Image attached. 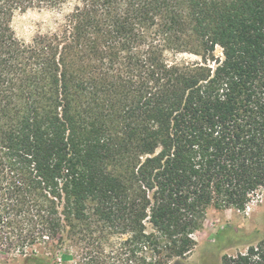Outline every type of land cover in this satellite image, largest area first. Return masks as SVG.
Returning <instances> with one entry per match:
<instances>
[{
    "label": "trees",
    "instance_id": "16d2710c",
    "mask_svg": "<svg viewBox=\"0 0 264 264\" xmlns=\"http://www.w3.org/2000/svg\"><path fill=\"white\" fill-rule=\"evenodd\" d=\"M68 1L0 0V253L115 234L136 264L185 258L264 189V0H74L17 36ZM223 264H264V235Z\"/></svg>",
    "mask_w": 264,
    "mask_h": 264
},
{
    "label": "rangeland",
    "instance_id": "374dc122",
    "mask_svg": "<svg viewBox=\"0 0 264 264\" xmlns=\"http://www.w3.org/2000/svg\"><path fill=\"white\" fill-rule=\"evenodd\" d=\"M73 2L69 0L59 8H31L18 13L13 22L17 36L31 42L38 35L58 31ZM215 52L217 57L223 56L220 46L216 47ZM180 57L200 60L198 55L188 53ZM263 235L264 189L245 210L210 208L203 228L194 233L195 248L185 258L175 259L170 264H223L224 255L245 253L250 244ZM88 250L92 257L86 256ZM35 257L32 253L27 256L0 253V264H136L123 253L121 238L115 234L94 240L76 239L72 247L67 246L64 250L40 247L38 258Z\"/></svg>",
    "mask_w": 264,
    "mask_h": 264
}]
</instances>
